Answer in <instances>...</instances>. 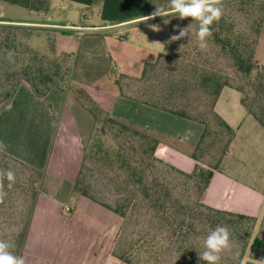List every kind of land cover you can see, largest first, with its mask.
<instances>
[{
    "label": "trees",
    "instance_id": "16d2710c",
    "mask_svg": "<svg viewBox=\"0 0 264 264\" xmlns=\"http://www.w3.org/2000/svg\"><path fill=\"white\" fill-rule=\"evenodd\" d=\"M51 1L0 0L37 14H48ZM148 1L151 12L156 7L169 8L170 5V0ZM103 2L94 0L96 6ZM222 9V18L212 25V36L207 40V48L211 51L196 46L197 42H185L184 39L182 42H170V37L175 35V26L171 24L164 52L156 63L146 64L140 79L133 80L138 83L136 91L130 94L123 87L122 82L128 80L126 77L122 76L117 81L124 96L131 95L204 125L200 143L192 154L204 166L198 165L193 173H185L159 159L156 156L160 143L157 138L112 119L80 87L78 98L98 126V171L115 189L116 198L114 206H110L81 191V172L73 193L87 197L122 219L119 247L112 256L124 264H206L198 253L205 250L206 236L218 225L229 229L232 244L230 250L221 254L219 264H264V215L260 232L251 243L258 218L214 209L201 201L213 177V170L219 169L236 136L235 130L215 111L222 91L225 88L236 90L242 96L241 102L248 114L264 128V67L256 59L264 24V0L240 2L237 11L244 16V30L233 19L232 13ZM194 26L198 29L195 21ZM38 32L46 33L49 63L41 55L32 53L21 68V80L43 99L53 89L63 90V85L72 76L73 64L71 55L60 53L56 48V30ZM214 50L228 61L231 68L250 80L253 93L247 94L244 87L233 85L224 67L209 63ZM200 100L204 103L203 108ZM209 155L215 163L205 161ZM16 163L42 178L41 172L18 161ZM133 221L137 228L127 234V228ZM145 221L156 226L153 229L142 227ZM26 232L27 227L19 236L21 249Z\"/></svg>",
    "mask_w": 264,
    "mask_h": 264
},
{
    "label": "crops",
    "instance_id": "0c3cea01",
    "mask_svg": "<svg viewBox=\"0 0 264 264\" xmlns=\"http://www.w3.org/2000/svg\"><path fill=\"white\" fill-rule=\"evenodd\" d=\"M74 2L98 12L94 0ZM100 13V20L92 12V19L85 18L79 25L61 26L46 21L49 28L61 33L60 53L70 55L71 42L76 39L78 55H83L86 63L73 67V80L78 74L75 82L112 119L157 138L159 159L185 173H193L198 165L204 166L192 157L204 125L131 95L124 96L116 81L107 87L98 85V60L108 56L125 72L123 76L132 83L127 85L128 92L133 94L138 84L133 80L140 79L146 64L156 63L164 52L161 44L170 29V16L138 22L153 13L148 0H104ZM149 25H157L160 30L153 31ZM123 33L129 35L128 42H123ZM112 41L120 43V47L114 48ZM256 59L264 67V24ZM55 92L59 91L53 89L41 99L28 86L21 85L10 104L0 112V142L6 145L0 152L45 174L42 187L47 182L48 191H52H40L31 207L21 255L26 264H117L111 250L121 218L73 193L82 158L76 154L69 136L78 131L72 115L69 123L62 119L66 104L55 100ZM241 100L236 90L225 88L216 104V113L235 130L236 136L219 169L213 170L201 201L214 209L259 219L264 211V178L256 168L264 164V128L248 114ZM40 114L45 116L42 122ZM62 125V131L58 132ZM40 128L43 136L37 133ZM56 182L68 184L62 194H53ZM67 199L71 201H64Z\"/></svg>",
    "mask_w": 264,
    "mask_h": 264
},
{
    "label": "rangeland",
    "instance_id": "374dc122",
    "mask_svg": "<svg viewBox=\"0 0 264 264\" xmlns=\"http://www.w3.org/2000/svg\"><path fill=\"white\" fill-rule=\"evenodd\" d=\"M241 1L242 0H222L221 6L224 9L226 8L228 11H226L227 13L233 14V19H235L238 26L244 30V16L237 11L238 5ZM92 12H94V14H98V20H100L101 13L99 5L97 12L95 9L92 10L86 8V6L76 4L74 0H52L49 13H42L40 14V17L37 13L0 2V112L10 101V97L14 93L16 87L18 86V90L21 85H24L21 80V68L23 65H26L27 60L29 61V57L32 56V53H36L37 55L39 54V56L41 55L46 59V63H49L50 57H48L49 50L46 41V33L38 32L39 30H54L53 28H49V24L46 22L47 19H49L50 22L61 26H66L67 24L79 25L84 23L85 18L92 19ZM170 22V25L173 24L175 26V35H178L180 29L188 27V31L190 33H195L197 30L196 26H194V21H192L191 18L178 19L170 17ZM56 32L57 36L55 38V46L59 50L60 40L58 39V35L60 36L61 33L58 31ZM168 35L169 27L167 34L162 40V52L165 49ZM122 38L124 43L128 42L130 39L129 35L124 33L122 34ZM182 39H184L185 42H194V44L196 42L199 43L194 34L191 35V38L189 35L188 37ZM76 44V39H73L70 47L71 51H73L70 54L74 59L72 61L73 67H75V65L79 67L80 65H84L86 63L83 55H78ZM112 44L114 48L120 47V43H115V41H112ZM195 45L197 46L199 44ZM179 48H181V46ZM206 49V51H211V49H208L207 47ZM9 51L14 53L11 61L7 56ZM210 56L211 59L209 60V63L215 66L224 67L225 72L230 77L233 85L244 87L247 94L253 93L250 80L231 68L228 61L221 58L216 50L212 51ZM105 58V60H98V85L107 87L112 81H120L122 76L126 74L119 65L110 61L108 56H105ZM168 62L172 63L170 60H168ZM75 75V80H78V74L75 73ZM75 80H73V77L71 76L69 82L63 85V90L57 89L61 93L55 92L53 96L55 100L63 101L66 104L62 118L63 120L65 119V123H69V117L71 115L76 123L78 134H76L75 129L72 128L71 130L74 131L75 134H71L69 137L71 138L74 146H76V154L82 158L79 170V173L81 172L79 178V188L81 191L95 197L97 201L114 206L116 191L98 171V126L95 124L92 116L84 108L82 104L83 102L79 100L80 86L75 82ZM131 84V82L129 83L126 80L122 82L123 87L127 89L126 91H128L127 85ZM199 104L203 108L204 103L202 100H200ZM44 118L45 116L40 114L41 122ZM63 127L64 126L62 125V127L58 129V132L62 131ZM37 133L39 136L42 135L41 128ZM6 156L7 155L0 152V170L6 171L11 169L14 171L16 174V181L11 189L7 188V180L4 182L7 196L5 197L4 202L0 203V239L13 244L14 247L11 249L13 253L15 255L22 256L19 236L24 233L26 227L27 229L29 228L28 219L31 217V207L40 191L49 193H52V191H48L47 182H45L42 187V181L44 180L45 174H42L41 178V176L16 163V160L10 157L7 158ZM205 161L215 163V160L211 155L207 156ZM256 169L259 176L264 178V164H261V166L258 165ZM45 181H47V179ZM255 185L260 187L262 186L261 183H255ZM67 186L68 184L66 183L56 182V190H53V194L58 195L59 192L62 194L64 192V188ZM35 194L36 197L33 198ZM64 201L70 202L71 199ZM263 215L264 211L253 230L252 238L250 240L251 243L260 232ZM122 223L123 221L120 219L119 231L111 250V256L119 247V241L121 239L120 231L123 227ZM155 226L156 225L154 223L145 221L142 227H150L153 229ZM136 228V222L133 221L127 228V234H131L134 230H136ZM248 256L249 250L246 260H248ZM112 258L117 264H124L113 256Z\"/></svg>",
    "mask_w": 264,
    "mask_h": 264
},
{
    "label": "clouds",
    "instance_id": "9594fccd",
    "mask_svg": "<svg viewBox=\"0 0 264 264\" xmlns=\"http://www.w3.org/2000/svg\"><path fill=\"white\" fill-rule=\"evenodd\" d=\"M222 0H170L169 8L163 6L156 7L150 16H143L138 22L148 21L155 17L175 16L180 19L191 18L192 21L198 23V29L195 33H190L188 28L180 29L178 35L170 37L171 41H178L190 35H195L199 41V47L206 49L207 40L212 36V25L218 22L223 15ZM153 31H159V26L149 25ZM8 59L11 61L14 53H7ZM6 145L0 142V151H4ZM5 180H7V188L11 189L16 181V174L11 169L0 170V203H3L7 192L5 191ZM13 244L0 239V264H26L23 256H18L11 250ZM231 234L226 226L218 225L211 230L204 240V251L199 254L200 260L206 264H219L221 254L230 250Z\"/></svg>",
    "mask_w": 264,
    "mask_h": 264
},
{
    "label": "built area",
    "instance_id": "2783aa9c",
    "mask_svg": "<svg viewBox=\"0 0 264 264\" xmlns=\"http://www.w3.org/2000/svg\"><path fill=\"white\" fill-rule=\"evenodd\" d=\"M67 211H70V209H69V208H67Z\"/></svg>",
    "mask_w": 264,
    "mask_h": 264
}]
</instances>
